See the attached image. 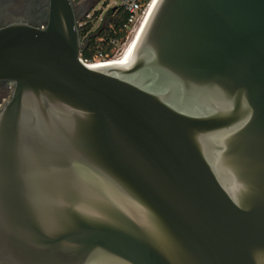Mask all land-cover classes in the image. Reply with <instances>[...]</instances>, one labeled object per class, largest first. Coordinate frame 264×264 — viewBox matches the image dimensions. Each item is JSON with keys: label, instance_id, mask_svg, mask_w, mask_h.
<instances>
[{"label": "water", "instance_id": "95a60500", "mask_svg": "<svg viewBox=\"0 0 264 264\" xmlns=\"http://www.w3.org/2000/svg\"><path fill=\"white\" fill-rule=\"evenodd\" d=\"M76 8L0 26V264H264V0H158L95 68Z\"/></svg>", "mask_w": 264, "mask_h": 264}, {"label": "trees", "instance_id": "16d2710c", "mask_svg": "<svg viewBox=\"0 0 264 264\" xmlns=\"http://www.w3.org/2000/svg\"><path fill=\"white\" fill-rule=\"evenodd\" d=\"M103 4H107L106 1ZM99 15L100 10H96L92 14L93 18H97ZM125 20L126 14L119 6L108 7L104 23L95 30H92L93 22L85 20V23L79 26V33L84 41L80 57L93 61L97 58L98 53H101L104 57L110 58L117 48V44H112L111 40L119 44L127 35V31L122 27Z\"/></svg>", "mask_w": 264, "mask_h": 264}, {"label": "flooded vegetation", "instance_id": "af4514ba", "mask_svg": "<svg viewBox=\"0 0 264 264\" xmlns=\"http://www.w3.org/2000/svg\"><path fill=\"white\" fill-rule=\"evenodd\" d=\"M82 2L76 8L77 12L85 10ZM47 15V0H0V26L13 21H23L40 26L45 23ZM12 86L7 81H0V107L8 98Z\"/></svg>", "mask_w": 264, "mask_h": 264}, {"label": "built area", "instance_id": "2783aa9c", "mask_svg": "<svg viewBox=\"0 0 264 264\" xmlns=\"http://www.w3.org/2000/svg\"><path fill=\"white\" fill-rule=\"evenodd\" d=\"M76 2V0H73ZM151 0H109V3H107V8L108 7H121L123 11L126 14V20L123 23L122 27L127 31V35L123 42L132 34L133 30L135 27L138 25V23L141 21L142 17L144 16L145 11L147 10ZM89 17V13H86L84 18L79 19L78 21V26H81L85 23V20L87 21L86 18ZM83 41V40H82ZM127 41V40H126ZM84 43V41H83ZM112 44H117V48L115 49L113 55L110 58L104 57L101 53H98L97 58L93 61L83 59L81 60L85 64H92L96 62H105L106 60H109L116 55L118 46L119 44L111 40ZM122 43V42H121Z\"/></svg>", "mask_w": 264, "mask_h": 264}, {"label": "bare ground", "instance_id": "6f19581e", "mask_svg": "<svg viewBox=\"0 0 264 264\" xmlns=\"http://www.w3.org/2000/svg\"><path fill=\"white\" fill-rule=\"evenodd\" d=\"M158 0H151L147 10L144 13V16L142 17L141 21L138 23V25L133 30L130 37L127 39V41L124 43L122 51L115 57L111 58L110 60H106L105 62H96L90 64V67H101L106 65H127L131 62L135 47L137 45L139 36L141 32L143 31L145 24L149 18V15L153 11L156 3Z\"/></svg>", "mask_w": 264, "mask_h": 264}, {"label": "rangeland", "instance_id": "374dc122", "mask_svg": "<svg viewBox=\"0 0 264 264\" xmlns=\"http://www.w3.org/2000/svg\"><path fill=\"white\" fill-rule=\"evenodd\" d=\"M105 1H106V3H109V0H77L75 2L77 7L82 2L85 3L86 9L83 10V11H85V14L82 13L83 11L78 12V14L80 15V19H81V18L85 17L86 13H89V17L86 19L93 22L92 30H95L99 25H101L105 21V14H106V11L108 9L107 5L103 4ZM96 10H100V15L97 18H93L92 14ZM126 40L122 43H119L116 55H118L122 51L123 45L126 42Z\"/></svg>", "mask_w": 264, "mask_h": 264}]
</instances>
